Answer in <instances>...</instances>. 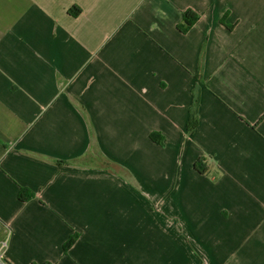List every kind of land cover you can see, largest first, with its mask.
I'll return each mask as SVG.
<instances>
[{
    "label": "crops",
    "instance_id": "1",
    "mask_svg": "<svg viewBox=\"0 0 264 264\" xmlns=\"http://www.w3.org/2000/svg\"><path fill=\"white\" fill-rule=\"evenodd\" d=\"M3 241L7 264H264V0H0Z\"/></svg>",
    "mask_w": 264,
    "mask_h": 264
},
{
    "label": "trees",
    "instance_id": "2",
    "mask_svg": "<svg viewBox=\"0 0 264 264\" xmlns=\"http://www.w3.org/2000/svg\"><path fill=\"white\" fill-rule=\"evenodd\" d=\"M79 13H80V10L78 8H72L69 11V14H71L73 16H77ZM196 20H197L196 15L193 12H191V11L185 12L183 14L182 22L179 26V30H181L182 32H186L196 22ZM198 107H199V89L197 87H195L193 89V102H192L190 116H189V120H188V124H187L188 133H193L195 128L197 127V124H198ZM150 138L153 142H155L159 145L162 144L161 140L157 137L156 134H151ZM56 164L61 166V165L68 164V162L57 161ZM194 168L199 173H205V171H206L204 169V167L202 166V163L200 161H198L195 164ZM18 197H19V200L21 202H26L31 198V195H29V193H27V191L25 189H20ZM77 238L78 237L76 235H73L69 238V240L63 246L64 253H66L73 246V244L76 242ZM32 264H36V263H32ZM43 264H51V263H43Z\"/></svg>",
    "mask_w": 264,
    "mask_h": 264
},
{
    "label": "built area",
    "instance_id": "3",
    "mask_svg": "<svg viewBox=\"0 0 264 264\" xmlns=\"http://www.w3.org/2000/svg\"><path fill=\"white\" fill-rule=\"evenodd\" d=\"M6 248V241L0 243V264H7L4 259V249Z\"/></svg>",
    "mask_w": 264,
    "mask_h": 264
}]
</instances>
